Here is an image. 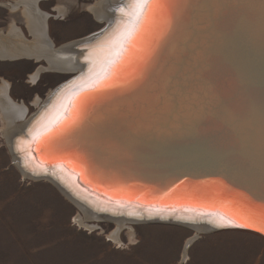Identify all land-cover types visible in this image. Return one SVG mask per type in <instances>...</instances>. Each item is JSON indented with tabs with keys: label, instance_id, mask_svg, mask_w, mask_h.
Segmentation results:
<instances>
[{
	"label": "water",
	"instance_id": "obj_1",
	"mask_svg": "<svg viewBox=\"0 0 264 264\" xmlns=\"http://www.w3.org/2000/svg\"><path fill=\"white\" fill-rule=\"evenodd\" d=\"M125 1L111 6V13ZM168 2L177 7L171 15L161 11L145 41L151 49L147 69L141 70L142 61L127 69L126 79L88 114L80 135L66 142L67 151L53 155L44 137L34 136L56 116L73 86L102 72L106 61L95 72L73 70L49 96L51 106L71 85L47 121L31 132L28 122L12 134L23 140L18 158L36 171L24 173L49 182L69 202L70 192L52 173L98 204L169 217L145 220L151 224L198 234L248 232L264 240V0ZM114 24L107 21L57 51L92 45ZM37 171L47 173L33 174ZM186 213L216 221L228 215L255 219L246 229L231 224L206 229L204 222L172 218ZM197 239L187 242L184 254Z\"/></svg>",
	"mask_w": 264,
	"mask_h": 264
},
{
	"label": "rangeland",
	"instance_id": "obj_2",
	"mask_svg": "<svg viewBox=\"0 0 264 264\" xmlns=\"http://www.w3.org/2000/svg\"><path fill=\"white\" fill-rule=\"evenodd\" d=\"M37 1L41 12L49 15L45 22L48 39L44 42L51 44L53 51L106 25L89 9L103 0ZM118 1L110 0V7ZM19 3L0 0L3 42L13 26L20 29L23 44L33 42L21 13L25 6ZM16 38L11 37L21 42ZM46 61L0 59V86L7 83V95L27 110L24 120L16 121L19 126L37 112V99L43 104L56 87L72 76L73 70H53ZM41 68L45 70L39 72L37 80L31 79ZM1 114L0 110V264H264V240L248 232L198 234L177 225L139 222L120 229L116 242L110 236L117 230L113 221L86 220L88 226H95L94 230L80 226L76 218L84 216L77 206L49 182L25 178L13 164ZM195 236L198 239L184 254L187 242Z\"/></svg>",
	"mask_w": 264,
	"mask_h": 264
},
{
	"label": "bare ground",
	"instance_id": "obj_3",
	"mask_svg": "<svg viewBox=\"0 0 264 264\" xmlns=\"http://www.w3.org/2000/svg\"><path fill=\"white\" fill-rule=\"evenodd\" d=\"M20 3L24 5V9L21 13L25 16L26 24L30 34L33 37V42L23 44L22 40L23 35L20 29H17L15 26L12 27L10 35L7 37V41H4L0 38V59H17L21 57H28L37 59L38 61L40 58L47 59L48 65H50L51 69H58V70H79V69H86L90 70L91 72H95L97 68L101 67L104 62L106 61V53L102 50L103 46L106 44L107 40L111 38V36L118 30L119 26L127 21L128 13L131 11L132 0H126L120 8H116L114 13H111L112 8L110 7V0H103L101 2H97V4L90 7V12L94 14V16L100 21H110L115 20V24L111 29H109L103 36H101L96 42L92 45H87L85 47H79V51L70 52L68 50H64L63 52L53 51L51 48V44L49 46L44 42L45 39H48L46 36V20L48 19L49 15L41 12L40 8L37 6V0H19ZM32 1H36L35 5H31ZM29 2L31 4H29ZM117 3V2H116ZM17 4L14 8H18ZM30 5V7L28 6ZM112 5V4H111ZM91 6V5H90ZM115 6V5H114ZM23 7V6H22ZM88 11V10H87ZM60 13L64 14V11L60 10ZM26 27V28H27ZM16 36L20 39L22 38L21 42L17 39ZM14 38V39H11ZM51 43V42H49ZM75 42L70 43L74 44ZM78 44V43H77ZM91 44V43H90ZM58 48V47H57ZM67 52H70L67 54ZM49 67V68H50ZM98 68V69H99ZM48 69V68H47ZM45 70L44 68L39 69L35 75H31V79L37 80L39 72ZM33 81V80H31ZM34 82V81H33ZM77 82V81H76ZM74 82V83H76ZM9 83V82H8ZM73 83V84H74ZM4 84V83H3ZM72 84V85H73ZM71 86V85H70ZM69 86V87H70ZM68 87V88H69ZM62 90L57 97H55L52 102L51 106H49V96L52 92L48 95L46 101L41 104V100L37 99L35 101L36 105H39V109L37 112L32 114L31 119L25 121L21 126L16 124V121L22 120L26 114V107L24 105H17L9 95H7V89H9V85L6 83L3 86H0V110L3 116V132L5 137H7V142L9 148L11 150V154L13 156V161L17 164L18 168L22 171L25 178H30V176L26 175L24 171H31L32 167H30V163L26 161V159L22 156V158H18L20 152H23V140L21 138H17L16 136L13 138L12 134L15 133L18 128L26 125L28 122V128L33 131L34 128L40 125L43 122H46L49 118L50 114L56 109L58 105V101L61 97H63L65 91L68 89ZM50 99V98H49ZM62 99V98H61ZM41 104V105H40ZM44 105H48L46 108H43ZM57 105V106H56ZM43 106V107H42ZM29 117V116H28ZM2 118V117H1ZM24 120V119H23ZM22 120V121H23ZM27 128V129H28ZM29 132V131H28ZM24 156V155H23ZM17 158V159H16ZM35 170V169H34ZM33 170V171H34ZM60 170V169H59ZM36 172V171H34ZM38 172V171H37ZM47 173L45 171H39L38 173H33L35 175ZM65 174V173H64ZM53 181L58 182L62 187H64L67 191H69L71 198H69L70 202H72L75 206L78 207L80 212L84 217L80 214L77 216V222L80 226L85 227L87 229H95V226H88L86 224L87 221H102V220H110L116 223L117 230L111 236L114 241L119 242V232L120 229L124 227H129V224L139 223V220L142 222H146L153 219H168V215H155L150 211L138 212L133 209L128 210H118L117 207L107 205V204H98L96 201L89 199L85 195L79 193L78 191L73 190L69 184L66 182L64 176L59 174L57 171L56 173H52L50 176ZM50 181V180H49ZM104 214H108L107 217H101ZM123 216L122 219H114L113 217H120ZM105 218V219H104ZM137 218V219H136ZM172 218L174 220H182L183 222L189 223H202L204 222L205 228L210 229V227H223L225 225L218 223L216 220L211 218H204V217H192L191 215L188 216L186 214H178L173 215ZM87 220V221H86ZM147 220V221H145ZM196 232V231H195ZM195 234V233H194ZM190 241V240H189ZM115 243V242H114Z\"/></svg>",
	"mask_w": 264,
	"mask_h": 264
},
{
	"label": "snow or ice",
	"instance_id": "obj_4",
	"mask_svg": "<svg viewBox=\"0 0 264 264\" xmlns=\"http://www.w3.org/2000/svg\"><path fill=\"white\" fill-rule=\"evenodd\" d=\"M176 7L168 0H132L131 11L125 13L130 19L119 26L102 48L106 53L103 71L91 73L80 84L74 85L75 90L61 101L56 116L46 122L43 131L34 139L42 135L53 155L67 151L66 142L80 135L88 114L113 94L110 90L126 79L127 69L138 61L143 62L142 71L147 69L151 49L145 48V41L161 11L166 10L171 15ZM254 219L252 216L228 215L227 218L220 216L217 222L246 229L251 227Z\"/></svg>",
	"mask_w": 264,
	"mask_h": 264
},
{
	"label": "crops",
	"instance_id": "obj_5",
	"mask_svg": "<svg viewBox=\"0 0 264 264\" xmlns=\"http://www.w3.org/2000/svg\"><path fill=\"white\" fill-rule=\"evenodd\" d=\"M22 58V57H21ZM26 58H28V57H26ZM18 59V58H17ZM32 59H34V58H32ZM34 60H37V59H34Z\"/></svg>",
	"mask_w": 264,
	"mask_h": 264
}]
</instances>
